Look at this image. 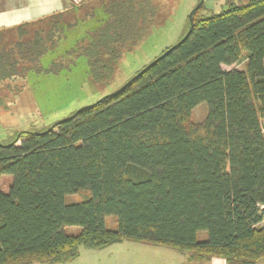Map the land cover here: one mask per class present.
I'll list each match as a JSON object with an SVG mask.
<instances>
[{
  "label": "trees",
  "instance_id": "obj_1",
  "mask_svg": "<svg viewBox=\"0 0 264 264\" xmlns=\"http://www.w3.org/2000/svg\"><path fill=\"white\" fill-rule=\"evenodd\" d=\"M230 2L221 14L196 12L190 37L125 87L53 127L0 142V178L13 177L0 190V264H64L82 247L126 240L198 262L264 259V0ZM170 5L103 0L99 26L72 51L58 27L66 10L0 30V116L35 112L37 98L79 62L90 81L109 82ZM46 22L48 30L30 31ZM201 104L207 116L195 123ZM82 191L91 198L67 203Z\"/></svg>",
  "mask_w": 264,
  "mask_h": 264
},
{
  "label": "rangeland",
  "instance_id": "obj_2",
  "mask_svg": "<svg viewBox=\"0 0 264 264\" xmlns=\"http://www.w3.org/2000/svg\"><path fill=\"white\" fill-rule=\"evenodd\" d=\"M103 0H65V12L60 17L58 27L61 32L62 42L65 49L72 51L77 46H82L87 40L85 31H93L98 26L97 20L101 19L104 10L101 5ZM201 0H169L170 7L165 9L161 15L162 20L153 26L143 41L136 44L134 49L123 54L113 78L107 83H94L86 74H81L78 69L84 66L79 62V68L74 75L68 79H57L56 86L42 93L36 101L35 112H24L20 115L8 117L0 116V142H8L18 131L43 130L53 127L57 122L63 121L68 115L85 106L96 103L100 98L114 93L135 77L136 73L144 66L149 65L157 59L166 49L175 46L187 29V20L191 11ZM239 0H234L239 3ZM246 0H241L245 2ZM230 0H205L203 6L197 11L198 16L210 17L221 14L229 9ZM96 7L92 15H88L90 7ZM89 11V12H88ZM93 13L95 15H93ZM51 24V22H50ZM31 28V30H30ZM29 30H48L49 23L30 27ZM32 34V33H31ZM73 48V49H72ZM72 49V50H71ZM225 70L238 69L242 66H223ZM207 105L201 104L193 114L192 121L202 123L207 116ZM264 125V124H263ZM13 182L9 175L0 178V190H5ZM91 198L89 191H82L66 198L67 203H79ZM110 230L117 229V219L109 217L106 219ZM69 235L79 233L78 227H67ZM208 235L201 232L199 241H206ZM190 253L160 245H149L135 241H123L114 244L104 250H89L81 248L79 257L64 264H202L190 262ZM32 264H49L34 262Z\"/></svg>",
  "mask_w": 264,
  "mask_h": 264
},
{
  "label": "crops",
  "instance_id": "obj_3",
  "mask_svg": "<svg viewBox=\"0 0 264 264\" xmlns=\"http://www.w3.org/2000/svg\"><path fill=\"white\" fill-rule=\"evenodd\" d=\"M64 10L65 0H0V30L15 29L22 24L49 17ZM241 66L242 70H244V65L242 64ZM262 124H264V119ZM188 259L190 262L195 261L191 259V254ZM195 262L202 264H231L217 257ZM256 264H264V259L259 260Z\"/></svg>",
  "mask_w": 264,
  "mask_h": 264
},
{
  "label": "water",
  "instance_id": "obj_4",
  "mask_svg": "<svg viewBox=\"0 0 264 264\" xmlns=\"http://www.w3.org/2000/svg\"><path fill=\"white\" fill-rule=\"evenodd\" d=\"M205 0H201L197 6L191 11L190 15H189V23H190V27L188 32L185 34V36L173 47H171L169 50H167L164 54H162L161 56H159L157 59H155L153 62H151L149 65H147L144 69H142L137 75H135V77H133L126 85H128L129 83H131L132 81H134L135 79H137L138 77H140L141 75H143L146 71H148L151 67H153L156 63H158L160 60H162L164 57H166L167 55H169L172 51H174L176 48H178L181 44H183L192 34L193 30H194V14L203 6ZM125 85V86H126ZM123 86V87H125ZM108 96V95H107ZM106 96V97H107Z\"/></svg>",
  "mask_w": 264,
  "mask_h": 264
},
{
  "label": "built area",
  "instance_id": "obj_5",
  "mask_svg": "<svg viewBox=\"0 0 264 264\" xmlns=\"http://www.w3.org/2000/svg\"><path fill=\"white\" fill-rule=\"evenodd\" d=\"M261 210H262V222H261V225L264 226V206L261 207Z\"/></svg>",
  "mask_w": 264,
  "mask_h": 264
}]
</instances>
